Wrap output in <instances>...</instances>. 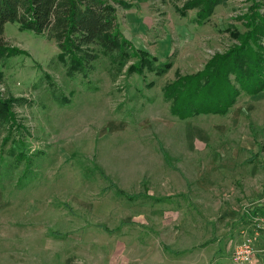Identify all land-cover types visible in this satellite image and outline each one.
<instances>
[{
    "label": "rangeland",
    "instance_id": "374dc122",
    "mask_svg": "<svg viewBox=\"0 0 264 264\" xmlns=\"http://www.w3.org/2000/svg\"><path fill=\"white\" fill-rule=\"evenodd\" d=\"M126 1L122 30L171 65L163 76L136 70L139 53L100 49L70 75L55 41L6 27L19 52L0 63V99L13 100L0 116V264H264V92L185 120L165 96L240 44L229 31L245 32L253 2L228 0L197 26V9L176 10L187 0Z\"/></svg>",
    "mask_w": 264,
    "mask_h": 264
},
{
    "label": "trees",
    "instance_id": "16d2710c",
    "mask_svg": "<svg viewBox=\"0 0 264 264\" xmlns=\"http://www.w3.org/2000/svg\"><path fill=\"white\" fill-rule=\"evenodd\" d=\"M227 1L187 0L180 12L187 15L189 10L198 9L197 21L203 24L218 5ZM131 6L125 0H0V63L11 52H19L9 48L5 40L7 25L16 23L22 31L34 32L55 41L60 50L59 59L68 66L70 75H87L88 68L94 66L99 58L96 49H100L106 55L119 51L129 54L132 50L142 55L141 66H136V70L142 72L147 68L163 76L171 65L157 67L159 59L134 49L123 36L118 9ZM260 8L261 5L255 2L250 11L238 17L245 26V32L238 29L229 31L240 41L238 46L217 54L204 70L193 75H179L166 86V100L171 102L175 116L185 120L196 115L226 114L242 91L252 96L264 92V14ZM232 75L240 84L239 88ZM64 100L69 101L68 98ZM12 101L0 99L1 118L9 117L10 113L3 109L9 110Z\"/></svg>",
    "mask_w": 264,
    "mask_h": 264
},
{
    "label": "crops",
    "instance_id": "0c3cea01",
    "mask_svg": "<svg viewBox=\"0 0 264 264\" xmlns=\"http://www.w3.org/2000/svg\"><path fill=\"white\" fill-rule=\"evenodd\" d=\"M126 1V0H125ZM252 2H253V4L255 3V2H257V3H259L260 5H261V8H260V11H261V13H263L264 14V12H263V8H264V0H256L255 2L253 1V0H251ZM130 3V2H129ZM131 5H132V3H131ZM221 5V4H220ZM133 7V5L130 7V8H132ZM182 7L183 6H179V5H177L176 6V10L179 12V15H180V17H187V15H188V12L190 11H188L187 12V15H182L181 14V12H180V9H182ZM120 8H123V7H120ZM119 8V9H120ZM130 8H125V9H130ZM124 9V8H123ZM194 10V9H193ZM212 17H213V15L205 22V23H200V22H198L197 21V19H198V9H197V13H196V18H195V22H196V25L197 26H204V25H206L207 23H209L210 22V20L212 19ZM118 22H119V26H120V29H121V31H122V33H123V36L128 40V41H130L131 42V44H132V46L134 47V49H136V45L133 43V41L131 40V39H129V38H127L126 37V35L124 34V32H123V30H122V25H121V22H120V20H119V15H118ZM137 50V49H136ZM149 53V52H148ZM155 58H157L156 56H154ZM157 59H159V58H157ZM159 61H160V59H159Z\"/></svg>",
    "mask_w": 264,
    "mask_h": 264
}]
</instances>
